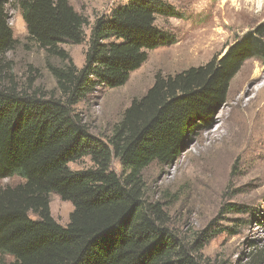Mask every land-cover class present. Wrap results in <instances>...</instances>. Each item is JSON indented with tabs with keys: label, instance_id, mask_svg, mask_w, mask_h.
Masks as SVG:
<instances>
[{
	"label": "trees",
	"instance_id": "16d2710c",
	"mask_svg": "<svg viewBox=\"0 0 264 264\" xmlns=\"http://www.w3.org/2000/svg\"><path fill=\"white\" fill-rule=\"evenodd\" d=\"M8 5L21 10L27 39L60 61L48 64L58 95L31 90L32 77L26 89L16 81L5 57L18 43ZM178 15L166 0H128L95 20L78 67L62 45L85 42L87 21L69 0H0V180H21L0 187V255L9 264H214L204 250L222 229L176 228L148 199L144 171L172 164L223 106L246 60L264 62V27L203 65L157 75L109 136L92 134L74 109L100 87L124 86L150 51L172 45L157 19ZM84 157L91 167L70 168ZM52 194L73 205L66 225L51 214Z\"/></svg>",
	"mask_w": 264,
	"mask_h": 264
},
{
	"label": "rangeland",
	"instance_id": "374dc122",
	"mask_svg": "<svg viewBox=\"0 0 264 264\" xmlns=\"http://www.w3.org/2000/svg\"><path fill=\"white\" fill-rule=\"evenodd\" d=\"M86 21V41L64 44L73 62L83 66L90 31L95 20L128 0H69ZM178 16L159 17L157 25L175 38L169 46L149 52L142 66L131 73L129 81L114 89L98 88L79 102V114L90 132L109 136L125 109L143 96L157 75H174L223 55L235 39L259 26L264 27V0H166ZM7 14L17 46L5 56L11 61L13 75L26 89L29 77L33 89L58 95L48 64H60L27 39L21 10L8 5ZM190 133L180 155L170 165L152 164L144 171L146 194L159 201L169 213L172 224L183 233L208 227L221 228L204 253L214 264H264V62L246 60L233 78L225 103L215 115ZM201 128V127H200ZM225 156L221 172L204 166ZM73 170L92 166L84 157L69 164ZM112 169L121 172L117 160ZM17 177L0 180V187L13 185ZM50 209L60 224L69 222L71 202L51 195ZM243 209L246 212H239ZM241 211V210H240ZM10 256H1L9 264Z\"/></svg>",
	"mask_w": 264,
	"mask_h": 264
},
{
	"label": "bare ground",
	"instance_id": "6f19581e",
	"mask_svg": "<svg viewBox=\"0 0 264 264\" xmlns=\"http://www.w3.org/2000/svg\"><path fill=\"white\" fill-rule=\"evenodd\" d=\"M224 160H225V156H220L219 158H217L216 160H214V162H208L207 165L204 164V166H206V168H208L209 170H214L215 172H221L222 168H223V164H224Z\"/></svg>",
	"mask_w": 264,
	"mask_h": 264
}]
</instances>
